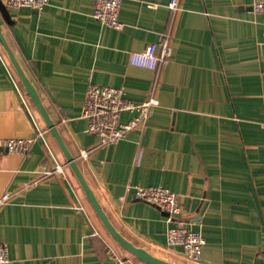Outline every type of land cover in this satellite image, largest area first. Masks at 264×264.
I'll use <instances>...</instances> for the list:
<instances>
[{
	"label": "crops",
	"instance_id": "crops-1",
	"mask_svg": "<svg viewBox=\"0 0 264 264\" xmlns=\"http://www.w3.org/2000/svg\"><path fill=\"white\" fill-rule=\"evenodd\" d=\"M7 7L0 28L104 212L127 239L182 264L167 229L181 220L205 239L194 264H264V11L254 0H122L120 29L93 17L95 0ZM168 37L157 69L131 51ZM154 98L139 126L98 145L82 117L88 84ZM131 113L124 111L120 120ZM24 156L0 145V241L6 264H116L134 257L107 231L27 94L0 40V141L34 136ZM56 164L62 173L46 174ZM134 185L176 193L174 218L134 196Z\"/></svg>",
	"mask_w": 264,
	"mask_h": 264
},
{
	"label": "built area",
	"instance_id": "built-area-1",
	"mask_svg": "<svg viewBox=\"0 0 264 264\" xmlns=\"http://www.w3.org/2000/svg\"><path fill=\"white\" fill-rule=\"evenodd\" d=\"M49 0H7L10 7L27 6L42 10ZM122 0H95L93 17L101 23L120 29L124 23L119 19ZM169 7L175 9L178 0H170ZM252 8L255 11H264V0H254ZM170 57L168 37L162 36L158 42L148 44L141 51H131L129 62L133 65L157 69L166 64ZM154 98L138 102L125 97L122 88L110 85L90 83L85 92L82 117L87 120V131L96 134L98 145L114 144L125 138L127 133L143 123ZM130 112L132 115L126 121H121V113ZM44 130L37 128L34 136L10 137L0 141V145L10 151H16L24 156L31 154L33 143L43 137ZM62 173V165L56 164L46 174ZM134 196L155 203L174 218L180 213V201L176 193L163 186L134 185ZM10 193L4 192L0 196V207L9 199ZM167 241L170 245L181 246L183 254L189 261L197 262L200 259L201 249L205 239L200 231L189 229L181 220L167 229ZM109 253L115 258L116 264H130V259L122 257L109 248ZM8 262V249L0 241V264Z\"/></svg>",
	"mask_w": 264,
	"mask_h": 264
},
{
	"label": "water",
	"instance_id": "water-1",
	"mask_svg": "<svg viewBox=\"0 0 264 264\" xmlns=\"http://www.w3.org/2000/svg\"><path fill=\"white\" fill-rule=\"evenodd\" d=\"M0 13H1L2 18L4 19V21L6 23L10 24L12 22L9 11H8L7 7L4 5V3H2L1 0H0ZM0 40H1L4 48L6 49L10 60L12 61V63L14 64V66L17 70V72H18V74L22 80V83L25 87L27 94L30 96L31 100L33 101V103L35 104V106L39 110L40 114L42 115L48 129L50 130V132L52 133V135L56 139L58 145L60 146V148H61V150H62V152L66 158L67 163L72 168V170H73L74 174L76 175L80 185L82 186L86 198L91 203V205L94 208L97 216L99 217V219L101 220V222L103 223V225L105 226L107 231L110 233V235L123 248H125L134 257H136L137 259H139L143 262H146L148 264H178V263L169 261L167 259L161 258V257L149 252L145 248L134 244L132 241L127 239L122 233H120L117 230V228L112 224V222L110 221V219L108 218V216L104 212V210H103L100 202L98 201L96 195L94 194L93 190L91 189V187L87 183L84 175L80 171V169L76 163L75 157L72 156V154L68 150L67 146L65 145L55 123L52 121V119L50 118V116H49V114L45 108V106L43 105L36 88L31 83V81L28 79V77L24 73L22 67L20 66L17 59L15 58L12 50L8 46L4 36L2 34L1 28H0ZM177 215H178V213L175 214V216H177Z\"/></svg>",
	"mask_w": 264,
	"mask_h": 264
},
{
	"label": "rangeland",
	"instance_id": "rangeland-1",
	"mask_svg": "<svg viewBox=\"0 0 264 264\" xmlns=\"http://www.w3.org/2000/svg\"><path fill=\"white\" fill-rule=\"evenodd\" d=\"M182 264H194V263L192 261L185 260V261L182 262Z\"/></svg>",
	"mask_w": 264,
	"mask_h": 264
}]
</instances>
